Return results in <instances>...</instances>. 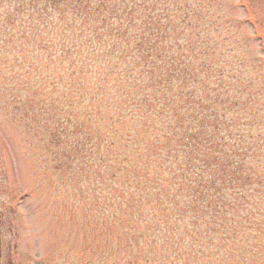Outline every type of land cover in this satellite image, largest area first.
Segmentation results:
<instances>
[{
    "label": "trees",
    "instance_id": "obj_1",
    "mask_svg": "<svg viewBox=\"0 0 264 264\" xmlns=\"http://www.w3.org/2000/svg\"><path fill=\"white\" fill-rule=\"evenodd\" d=\"M0 2L6 5L4 50L23 56L19 61L33 77L23 82L35 91L21 97L24 113L32 102L41 124L50 116L42 131L57 170L58 160L78 157L63 143L72 151L81 147V158L104 169L102 192L115 186L118 199L127 201L119 207L144 209L139 220L136 213L128 221H141L146 237L155 236L152 245L160 233L167 240L169 232L181 231L167 227L172 221L186 225L183 235L197 242L214 230L224 239L228 224H235L228 210L249 201L245 190L254 185L244 175L243 135L225 129L233 121L228 106L240 102L223 97L222 85L200 84L194 66H180L178 48L190 36L182 42L166 36L176 24L168 12L157 3L148 8L147 0Z\"/></svg>",
    "mask_w": 264,
    "mask_h": 264
},
{
    "label": "rangeland",
    "instance_id": "obj_2",
    "mask_svg": "<svg viewBox=\"0 0 264 264\" xmlns=\"http://www.w3.org/2000/svg\"><path fill=\"white\" fill-rule=\"evenodd\" d=\"M147 1L148 8L157 3L176 21L167 37L182 42L190 36L187 45L178 48L180 66H194L193 77L200 84L222 85L227 90L223 97L240 102L235 109L228 106L227 118L233 121L225 129L243 135L249 167L244 175L250 174L254 182L252 189L245 190L249 201H239L237 209L228 210L226 216L235 224H228L224 239L214 230L197 242L183 235L186 225L172 221L167 227L181 231L164 233L167 240L160 233V243L152 245L155 236L146 237L149 230L138 221L144 209L137 213L119 207L127 201L118 199L121 191L115 186L102 192L108 184L104 169L81 158V147L72 151L63 143L60 147L68 148V155L78 157L58 160L62 165L57 170L43 132L50 116L42 115L41 124L32 102L30 114L24 113L21 97H34L35 91L30 83L25 89L23 82L33 77L19 61L23 56L4 50L8 37L1 12L6 5L0 2L1 264H264V33L257 23V18L264 22V15L257 2L251 7L248 0ZM113 205L119 207L117 217ZM136 213L138 220L128 221ZM242 221L251 223V228L247 229L248 223L242 228ZM236 229L239 234L230 238Z\"/></svg>",
    "mask_w": 264,
    "mask_h": 264
},
{
    "label": "flooded vegetation",
    "instance_id": "obj_3",
    "mask_svg": "<svg viewBox=\"0 0 264 264\" xmlns=\"http://www.w3.org/2000/svg\"><path fill=\"white\" fill-rule=\"evenodd\" d=\"M253 1H255V2H257V5L260 7V10L262 11V14L264 15V0H248V2H249V4L251 5V7H252V5H254L253 3ZM253 2V3H252ZM257 20H258V26H259V29L261 30V31H263V33H264V26H263V24H264V22L260 19L259 20V18H257ZM0 198H1V186H0ZM2 201H1V199H0V233H1V254H0V264L2 263V261H3V257H4V255H3V239H2V229H1V226H2V223H3V221H4V210H3V205H2ZM9 264H11V263H9Z\"/></svg>",
    "mask_w": 264,
    "mask_h": 264
}]
</instances>
